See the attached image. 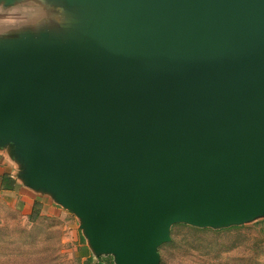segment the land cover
<instances>
[{"label":"water","instance_id":"obj_1","mask_svg":"<svg viewBox=\"0 0 264 264\" xmlns=\"http://www.w3.org/2000/svg\"><path fill=\"white\" fill-rule=\"evenodd\" d=\"M46 1L58 26L0 43L25 186L115 264H161L174 224L264 217V0Z\"/></svg>","mask_w":264,"mask_h":264},{"label":"rangeland","instance_id":"obj_2","mask_svg":"<svg viewBox=\"0 0 264 264\" xmlns=\"http://www.w3.org/2000/svg\"><path fill=\"white\" fill-rule=\"evenodd\" d=\"M48 208L35 222L0 211V264H115L93 252L75 214ZM169 237L157 249L161 264H264V217L221 228L174 224Z\"/></svg>","mask_w":264,"mask_h":264},{"label":"crops","instance_id":"obj_3","mask_svg":"<svg viewBox=\"0 0 264 264\" xmlns=\"http://www.w3.org/2000/svg\"><path fill=\"white\" fill-rule=\"evenodd\" d=\"M63 16L60 8L46 0H14L12 3L0 0V43L56 27ZM21 172V165L15 160L11 149L0 147V211L17 209L29 215L34 202H38L42 215L54 203L47 196L25 186L20 178Z\"/></svg>","mask_w":264,"mask_h":264},{"label":"trees","instance_id":"obj_4","mask_svg":"<svg viewBox=\"0 0 264 264\" xmlns=\"http://www.w3.org/2000/svg\"><path fill=\"white\" fill-rule=\"evenodd\" d=\"M41 210H42V208H41V206H40V204L38 203V202H34V205H33V208H32V211H31V213L28 215V219H29V221H31V222H35L36 220H38L39 219V217H40V213H41Z\"/></svg>","mask_w":264,"mask_h":264}]
</instances>
